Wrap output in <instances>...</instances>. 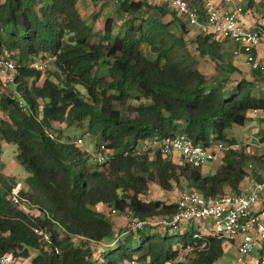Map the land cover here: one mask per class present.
<instances>
[{
  "label": "trees",
  "instance_id": "1",
  "mask_svg": "<svg viewBox=\"0 0 264 264\" xmlns=\"http://www.w3.org/2000/svg\"><path fill=\"white\" fill-rule=\"evenodd\" d=\"M79 1L0 0V58L17 66L10 82L16 89L0 100V177L5 143L17 146V160L30 173L21 189L28 210L11 199L15 186L0 192V257L12 254L19 264H215L225 252L218 235L193 223L133 230L130 219L176 214V202L146 198L151 184L170 191L185 180L183 190L218 197L261 179L264 155L242 145L207 173L149 144L181 133L207 147L235 144L228 130L245 125L250 112L264 113V69L244 74L225 55L228 39L214 33L200 30L191 50L168 2L91 0L116 3L118 22L109 15L95 29ZM47 59L45 69L33 66ZM101 66L105 73L96 75ZM259 121L264 126V115ZM64 123L86 124L106 160L78 144L81 137L64 140ZM112 213L127 214L128 227L118 229Z\"/></svg>",
  "mask_w": 264,
  "mask_h": 264
},
{
  "label": "built area",
  "instance_id": "2",
  "mask_svg": "<svg viewBox=\"0 0 264 264\" xmlns=\"http://www.w3.org/2000/svg\"><path fill=\"white\" fill-rule=\"evenodd\" d=\"M185 16L189 24L198 27L206 33H214L220 38L229 39L240 45V51L245 53L247 63L252 68H263L254 50L264 39V21L253 27L239 23L237 12L229 8L219 7L212 0H207L203 9L193 5L192 0H161ZM241 12L242 8H238ZM239 51H236V53ZM33 63L37 69L43 70L48 66V61ZM17 72L16 63L12 59L0 58V77H5L8 82H13L10 75ZM53 138L54 135L48 132ZM78 144L83 138L77 140ZM152 149L159 150L170 158L181 157L193 166H204L208 162H220L222 155L240 144L219 142L212 147L195 144L186 134H178L173 139L157 140L151 145ZM104 148V146H103ZM98 161L106 160L105 154H96ZM21 185L12 189L11 199L23 209H29V201L21 195ZM177 212L171 218H159L150 221H135L134 229H143L145 225H170L174 228L182 224L207 223L212 224V233L227 242L237 243V255L231 264H264V174L260 180H253L245 186L244 191L225 193L218 197H207L193 190H183L176 201ZM206 226V225H205ZM36 232L50 241L48 232L36 229ZM257 251L254 257V251ZM59 250H57L58 252ZM250 255V262L244 259ZM0 264H19L12 254L0 257ZM131 264H136L132 261Z\"/></svg>",
  "mask_w": 264,
  "mask_h": 264
},
{
  "label": "rangeland",
  "instance_id": "3",
  "mask_svg": "<svg viewBox=\"0 0 264 264\" xmlns=\"http://www.w3.org/2000/svg\"><path fill=\"white\" fill-rule=\"evenodd\" d=\"M138 1H143L147 3H152V4H163L159 0H138ZM78 7L80 10V13L82 14V17L85 19V21L89 24H93L95 26V29H99L103 27L104 20L109 16L113 15L114 20L118 22L116 17L114 16V9L116 7L115 2H101L98 4L93 3L91 0H80L78 3ZM99 13V16L95 19L94 15ZM173 19V14L169 15L167 17H164V21H169ZM178 19L182 22L183 24V31L185 34L186 39L190 42V49H194V45L192 44V40L196 37V35L200 32V29L198 27L192 26L189 24L188 20L186 19L185 16L180 15ZM139 20H136V23H138ZM121 21L119 22V24ZM176 33L180 35V30H176ZM96 39V37L94 38ZM260 63H263L261 59L258 58ZM201 67H204V69L208 72L210 66L207 64L205 65L204 62H202ZM49 68L53 69L54 66L49 64ZM106 68L105 66H101L96 72V75H100L105 73ZM249 71H247V74ZM16 72L10 73L12 77H14ZM42 83V80L40 81ZM16 89V85L11 84L8 82L5 77H0V100L3 96L6 94H12V91ZM83 92H85L84 88H80ZM5 114L0 111V119L3 117ZM258 122H253L249 120L245 125H234L232 131H234V138L235 141L237 142H248L247 144H242L245 149H249L250 151L264 155V126L260 125L257 126ZM61 129L64 130V140L68 139L67 134L71 136L72 140H76L79 137L83 138V142L80 143L83 145L84 148H86L88 151L92 152L94 155H96V145L95 141L96 138H94L93 135L90 133H85L86 131V124H84L81 127H67L66 124H61L60 125ZM230 131V133L232 132ZM66 133V134H65ZM233 133V132H232ZM231 133V134H232ZM231 138V137H230ZM3 154L1 156V164L3 166V172L2 176L0 177V192L4 191L6 188H8L9 185L17 186L16 181L12 179H16L19 181L23 187H25V181L26 178L29 176L28 170L18 162L16 154H17V146L13 143H5L3 145ZM91 163H96L94 159L90 161ZM220 162H208L205 166V171L207 173H215L218 168H219ZM14 177V178H13ZM12 183V184H11ZM186 186L185 180H182L178 186H175L172 190L166 191L163 190L160 186L156 184H151L150 188L147 192L146 198H151V199H163L164 201L168 202H176L179 193L181 190H183ZM12 187V186H11ZM108 213L109 209H107ZM111 218L114 219L115 222H117L118 229L119 227H128L129 225V217L127 214H123L121 216L115 215V213L110 214ZM163 218V217H161ZM130 226L133 227V221L130 219ZM194 225L197 227L198 230H200L203 233H211L212 232V224L210 222L207 223H194ZM206 225V226H205ZM192 226V223L189 224H182L180 225L181 230H185L187 228H190ZM133 229V228H132ZM135 230V229H133ZM224 246H225V252L224 255L221 259H219L215 264H231L236 255H237V249L231 248L228 249L229 242L226 240H223ZM102 249L97 247L96 249V255L95 257H100L102 254ZM254 254H257V251H254ZM250 255H245L244 259L248 262L251 260H256V259H250ZM253 264H255L253 262Z\"/></svg>",
  "mask_w": 264,
  "mask_h": 264
},
{
  "label": "crops",
  "instance_id": "4",
  "mask_svg": "<svg viewBox=\"0 0 264 264\" xmlns=\"http://www.w3.org/2000/svg\"><path fill=\"white\" fill-rule=\"evenodd\" d=\"M207 0H192L193 5H195L198 9L202 10ZM216 5L219 7L229 8L234 12H237V19L240 24L245 25L247 27H253L264 21V0H212ZM202 5V7L198 6ZM238 8H242V11L239 12ZM224 51L225 55L228 57V59L233 62L244 74L247 75V71H251V66L247 63L246 55L242 51H240V45L233 41V40H226L224 41ZM236 51H239L236 53ZM254 55L261 59L264 63V39L261 42V44L254 50ZM208 72H212V67L209 68ZM250 77V76H249ZM264 113L262 111H255L250 112L251 121L258 122L260 125V117H262ZM257 123V124H258ZM259 124L257 126H259ZM233 128L228 130V136L229 137H235L234 131H232ZM230 131H232L230 133ZM236 139V138H235ZM248 142H237L236 144H247ZM243 146V145H242ZM205 166H203V170L205 171ZM262 178V177H261ZM255 180V178H248L246 179L241 187V192L244 191V188L246 185H248L251 181ZM259 180V179H256ZM19 184H21L19 182ZM21 188H23V185L21 184ZM228 249L236 248L237 249V243L229 242V245L227 246ZM255 257L256 254H253Z\"/></svg>",
  "mask_w": 264,
  "mask_h": 264
},
{
  "label": "clouds",
  "instance_id": "5",
  "mask_svg": "<svg viewBox=\"0 0 264 264\" xmlns=\"http://www.w3.org/2000/svg\"><path fill=\"white\" fill-rule=\"evenodd\" d=\"M18 185V184H17ZM21 185V184H20Z\"/></svg>",
  "mask_w": 264,
  "mask_h": 264
}]
</instances>
